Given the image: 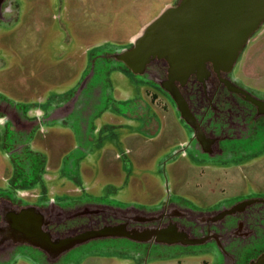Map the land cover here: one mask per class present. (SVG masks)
Listing matches in <instances>:
<instances>
[{
    "label": "flooded vegetation",
    "instance_id": "af4514ba",
    "mask_svg": "<svg viewBox=\"0 0 264 264\" xmlns=\"http://www.w3.org/2000/svg\"><path fill=\"white\" fill-rule=\"evenodd\" d=\"M14 13L12 0H0V23ZM98 49L89 59L90 72L68 96L43 101L44 108L35 110L0 100V140L13 161L8 186L0 189V264L22 260L26 264H77L89 253L115 264H158L171 257L198 258L201 264H264V186L258 181L263 176L259 167H264V109L260 105L264 95L243 85L234 67L217 72L207 64L206 73L190 75L181 83L170 78L169 65L163 60L146 64L141 74L127 68L119 55L133 49L132 41L123 49ZM111 72L139 77L141 84L150 83L161 94L185 126L187 139L179 143L177 153L193 161L192 167L202 174L220 171L224 175L236 169L242 172V167L246 171L255 168L257 174L251 178L256 187L248 182V188L241 185L230 194L222 189L223 199L200 208L176 198L145 209L119 207L95 199L87 189L79 196L50 194L42 164L46 158L35 155L30 146L33 137L37 131L44 133V125L52 120L72 124L78 147L65 160L59 176L76 185L75 163L85 159L87 146L102 129L92 128V115L112 103L107 100L113 89L108 91L106 80ZM57 178L51 180L57 182ZM104 229L112 230L111 236L76 239ZM73 238L77 243L62 251Z\"/></svg>",
    "mask_w": 264,
    "mask_h": 264
},
{
    "label": "rangeland",
    "instance_id": "374dc122",
    "mask_svg": "<svg viewBox=\"0 0 264 264\" xmlns=\"http://www.w3.org/2000/svg\"><path fill=\"white\" fill-rule=\"evenodd\" d=\"M12 2L15 13L13 16L5 15L7 22L0 23V100L12 106L35 110L44 108L41 107L43 101H55L61 97L60 94L68 96L70 91L78 88L90 72L89 59L95 51L100 52L98 48L109 51L123 49L132 37L178 0ZM104 55L108 57L111 54L107 52ZM104 66L105 71L107 63ZM234 74L243 85L264 95V24L241 52ZM130 78L111 72L106 78L108 91L113 89L117 98L130 97L133 104L142 108L143 118L130 119L132 127L125 128L108 126L110 112L108 117L101 116L94 121L95 127L103 128L93 136L89 156L85 155L86 158L80 161L78 159L79 182L76 185H70L63 176H59L65 160L74 155L78 147L72 124L47 123L44 133L36 132L30 146L34 147L35 155L46 158L42 164L46 166L45 181L50 194L79 196L80 191L87 189V193L95 199H106L119 207L145 209L176 198L200 208L223 199L222 189L230 194L241 185L248 188V182L256 187L255 179L251 178L257 174L255 168L246 171L242 167V172L236 169L224 175L220 171L202 174L192 167L193 161H186L177 153L179 143L187 139L185 126L178 114L160 98L161 94L150 83L141 84L139 77ZM127 107L128 104L115 105L119 110H127ZM149 108L156 112L157 122H160L157 135L149 134L142 127ZM116 116H113L114 120L119 121ZM4 144L1 139L0 189L7 188L6 179L11 176L13 166ZM100 144L107 150L98 158L95 147ZM259 174L263 175H260L259 185L264 186L262 165ZM56 177L57 182L51 180ZM16 264L26 263L22 260ZM77 264L115 262L89 253ZM147 264L155 262L148 261ZM158 264L201 262L198 258L171 257Z\"/></svg>",
    "mask_w": 264,
    "mask_h": 264
},
{
    "label": "water",
    "instance_id": "95a60500",
    "mask_svg": "<svg viewBox=\"0 0 264 264\" xmlns=\"http://www.w3.org/2000/svg\"><path fill=\"white\" fill-rule=\"evenodd\" d=\"M263 24L264 0H179L143 28L132 40L133 49L119 58L135 74L154 60H163L170 78L183 83L190 75L206 73L207 64L217 72L232 70ZM260 105L264 109V103ZM111 232L104 229L76 239L84 242ZM68 241L62 251L77 243L75 238Z\"/></svg>",
    "mask_w": 264,
    "mask_h": 264
},
{
    "label": "crops",
    "instance_id": "0c3cea01",
    "mask_svg": "<svg viewBox=\"0 0 264 264\" xmlns=\"http://www.w3.org/2000/svg\"><path fill=\"white\" fill-rule=\"evenodd\" d=\"M139 34V33H138ZM137 34V35H138ZM137 35H135L134 37H132V39H131V41L137 36ZM141 86L142 85H139V87L141 88ZM116 91V90H115ZM114 91V92H115ZM111 93H112V95H111ZM126 93V92H125ZM127 94V93H126ZM115 94H113V92L111 91L110 92V95H109V99L107 100L108 102H112L111 104L110 103H108L109 104V107L108 108H105V109H103L102 111H101V113L100 114H94V115H92V116H94L93 118H91V121H90V125L92 126V128L94 129V130H97V129H99V128H103V126H98L97 125V127H95L94 125H93V123H94V121H96V120H98L101 116L103 117V118H106V117H108L109 116V112L110 113H112L109 117H108V126H112V127H121V128H125V127H132L131 125V120L130 119H133V118H135V119H139V118H143L142 116L143 115H141V114H144V113H142V108H140V107H137V106H139L138 104L136 105V104H133V101H131V99H130V97H115L114 96ZM59 96H65V95H62V94H60ZM64 99V98H63ZM83 101V100H82ZM120 103V105H126V104H128L129 106L128 107H130V111H126V110H124V109H122V110H119V109H116L115 108V105H117V104H119ZM127 107V108H128ZM52 109H54V108H52ZM57 111V110H56ZM82 111H84V109H81V112ZM132 111V114L130 113ZM114 115H117L116 117L117 118H119V121H117V120H114V118H113V116ZM147 115V117H146V119H145V121L143 122V125H142V127H143V129L145 130V131H147V132H149V134H152V135H154V133L157 135L158 133H159V131H160V122L158 123L157 122V116H156V112H154V111H152V109H148V113L146 114ZM67 118L68 119H71V117H69L68 116V114H67ZM121 118H122V120H121ZM124 119H126V120H124ZM52 121H54V123L55 122H58V123H60L59 121H57L56 119L55 120H52ZM92 143H89V145L87 146V152H86V157H88L89 156V151L90 150H92ZM106 148V147H105ZM102 145H98V146H96L95 147V150L96 151H98V158L101 156V155H105V151L107 150V148L105 149ZM109 150V149H108ZM95 151V152H96ZM85 157V158H86ZM76 167H77V176L79 175V170H78V161H76ZM12 173H13V168H12V170H11V175H12Z\"/></svg>",
    "mask_w": 264,
    "mask_h": 264
}]
</instances>
